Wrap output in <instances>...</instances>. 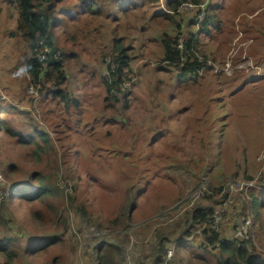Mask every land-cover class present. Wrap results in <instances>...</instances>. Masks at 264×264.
Returning a JSON list of instances; mask_svg holds the SVG:
<instances>
[{
  "label": "trees",
  "instance_id": "16d2710c",
  "mask_svg": "<svg viewBox=\"0 0 264 264\" xmlns=\"http://www.w3.org/2000/svg\"><path fill=\"white\" fill-rule=\"evenodd\" d=\"M159 1L11 0L15 2L18 11L17 30L21 32L24 44L20 57L24 77L28 76L31 84L40 85V90L50 93V97H45L50 103L55 100L60 105L63 104L73 119L80 118L78 115L83 104L79 97L66 88L67 63L72 58L80 59L81 51L78 46L82 44L81 50L85 51L87 47L83 39L93 35L91 28L104 33V43H98V47L89 53L95 56L94 59L104 69L105 74L100 80L107 94L105 106L117 109L120 103L127 107L130 93H127L126 84L132 77V62L135 59L149 56L150 60L163 64H160V70L175 71L177 76L173 82L177 86L170 93H164L166 90L161 81L154 83L155 93L163 95L161 103L165 111L163 121L166 126L159 127L153 140L159 141L160 136L167 138L168 131L174 133L177 141L168 139L167 145L170 147L176 142L179 153L175 155L170 151H163L167 157L163 160L165 164L156 165L158 168L149 172L150 166L146 165L148 156H145L144 150H137L135 142L127 150L125 147L117 148L116 142L108 134L105 148L109 151L105 154H108L110 162L118 163L119 170L112 177L106 175L110 182L103 185L94 170L87 167L85 169V166L77 163L78 159L74 154L77 152L68 150L70 146L64 148L57 140L55 142L45 129L36 127L33 131H21L16 127V117L24 115L26 111L19 110L17 105L1 95L2 136L4 134L14 148L35 156L38 160L34 167L24 169L18 160L4 151L3 146L7 144L0 139V170L7 180L1 189L0 228L2 225L12 228L14 219L11 214H16V208H23L21 224H26L32 231L26 242L21 240L20 233L14 235L6 231L1 235V263L15 264L17 260H21L24 264H45L48 261L45 255L56 250L62 242L68 246L71 254L76 252L78 240L70 233V217L72 211H75L88 227H96L100 232L99 235L87 237L84 244L85 247H92L97 264H127L129 258L133 260V264H164L171 247L174 248V254L168 264H264V256L258 255L254 244V240L262 242L260 238L264 236V170L259 179L249 173L247 150L242 145V154L236 159L231 157V168L222 171V178L214 177L215 164L221 160L220 154L215 153L214 144L220 139V133L227 130L225 125L229 123L224 122V126H221L223 130L217 129L216 124L223 119L216 114H220L217 111H223L224 108L219 97L223 92L226 96L237 94L252 83L249 98L260 103L258 98L261 95L257 89L264 84V75L257 76L244 70H236L231 76L222 75V80L213 77L210 80L211 87L206 89L208 93L199 95L197 91L204 81L201 82V79L206 76L207 67L212 66L209 63L210 57L216 61L217 56L213 50L210 53L208 49L204 50L205 42L196 37L195 32L186 36L182 33L186 24L181 7L186 1L196 4L194 12L197 17L192 18L189 24L198 23V17L204 13L200 34L206 33L212 38L215 29L221 31V28L228 27L222 16V10L226 11L224 0H166L165 8H158L153 13H149V9H142L146 4L153 5ZM115 4L123 9V15L119 16L117 10L113 13L112 6ZM138 9L142 11L135 15L134 12ZM110 14L122 20L113 29H102L105 26L102 21L108 19ZM152 16L160 17L161 20L153 18L151 21ZM226 16H229L228 12ZM133 17L136 18L134 22ZM147 21H150V29ZM230 23L233 26L228 28L234 31L235 23ZM154 28L155 35H152L151 30ZM171 30L176 31V34L171 33ZM60 31L66 36L62 44L59 42ZM150 38H154L156 46L147 52L143 50V44L147 48L152 45L142 39ZM46 48L51 52H45ZM248 51L253 56V51ZM43 52L48 55L45 64H42L39 57ZM56 53L57 57L54 56ZM85 66L86 64L84 68ZM25 80L27 79H20L21 83ZM226 84L230 87H226ZM222 85L224 90L221 89ZM170 96H174L171 100L176 99L172 107L168 104ZM186 113L191 116L181 117ZM254 114L257 128L259 117L264 118V111L257 110ZM171 115L182 118V129L191 138L185 141L186 133L167 122ZM234 120L239 122L238 119ZM181 138L183 142L180 141ZM44 157L50 160L45 167L42 163ZM140 157L144 158L143 164ZM80 160L85 158L81 157ZM162 170L171 179L175 177L173 170L179 171L181 176L180 172L189 175L196 185L192 192L197 195L185 199H182L183 196L175 198L170 206L163 205L153 216L135 221L134 215L140 207V196L146 190V184L161 174ZM20 171H23L22 175H18ZM60 171L63 172L62 175L59 174ZM242 171L243 179H246L244 182L252 180L253 185L245 186L233 195L230 183L241 181ZM58 175L63 177L59 178ZM142 178L145 179L140 182ZM182 179L187 181V177L183 176ZM96 188L100 190L99 193H95ZM105 190L115 192L114 196L119 194L120 201L110 202L108 208H98L96 199L99 195L104 197ZM228 200H232V203L222 213L221 229L216 230L212 227L214 213ZM45 213L50 214L48 219L44 217ZM229 215L233 223L228 235L223 219ZM243 216L251 219L248 238L236 235ZM52 224L54 230L51 229ZM133 238H137L138 242L128 249ZM57 258L52 262L55 263ZM63 264H69L68 257H65Z\"/></svg>",
  "mask_w": 264,
  "mask_h": 264
},
{
  "label": "rangeland",
  "instance_id": "374dc122",
  "mask_svg": "<svg viewBox=\"0 0 264 264\" xmlns=\"http://www.w3.org/2000/svg\"><path fill=\"white\" fill-rule=\"evenodd\" d=\"M138 1L140 2L141 0ZM223 4L224 8H226V11L222 10L225 25L227 23L228 27H232L233 25L230 23L232 21L235 23V30L231 31L228 27L221 28V31L215 29L212 38H209L206 33L200 34L201 22L204 17H198V23L189 24L192 18L195 19V17H197L194 12L196 8L192 10H181L186 24L182 29V33H185L184 35L186 36L188 33L195 32L196 37H200L204 40L206 45L204 50L208 49V53L213 50L217 56L216 61L209 56L211 58L209 63L212 66L207 67L205 79H201V82L202 80L204 81L199 91H197L199 95L204 94V92L208 93L206 89L208 86L211 87L212 82H210V80L213 77L222 80V77L231 76L236 70H244L250 74H257V76L264 75V0H224ZM165 6L166 0H160L159 3L153 5L146 4L142 9H149V13H153L156 9L165 8ZM142 9L136 10L134 14L136 15V13L141 12ZM112 10L113 13L117 10L119 16L124 14L123 9H121L119 5H113ZM226 12L229 13V16H226ZM17 16L18 11L15 2H11V0H0V96L7 97L11 103L17 105L19 110L22 109L26 111L24 115L16 117V127L21 131H33L36 127L45 129L55 142L58 141L57 143L64 148L70 146L68 150L77 152L74 153L72 151L78 159L77 163L82 167L85 166V169L87 167L90 170H94V173L97 174V177L103 185L110 182V178H106V175L112 177L114 173L116 172L117 174L119 170L118 163L115 161L110 162L107 159L108 154H105V152L109 151L105 148L108 134H110L112 140L116 142L117 148L125 147L127 150L131 147L132 142H135L134 145L137 146V150H144L145 156H148L146 165L150 166L149 172L157 169L158 167L156 165L165 164L164 161L167 157L163 151L167 150L175 155L179 153L178 146H175L176 142L171 144L170 147L167 145L168 139L171 140L173 138L174 141H177L174 133H169L168 131L167 138H165V136H160L158 139L159 141L155 142V140H153V137L158 134L159 127L162 128L166 126L163 121L165 111L161 103L163 95H157L155 93L154 83L157 80L161 81L163 83V89L166 90L164 93H170L171 90H174L177 86L176 82H173L174 77L177 76L175 71L160 70V64L162 63H156L150 60L151 57L149 56H146L144 59H135L132 62V77L126 84L127 93H130V102L127 107L122 106L120 103H118L117 109L105 106L107 103L105 99L107 94L100 80L104 73V69H101V64L94 59L95 56L89 53L92 49L98 47V43H104V33H100L99 29L91 28V30L94 31L93 35L83 39L84 45L87 47L85 51L81 50L82 44H77L81 51L80 59L75 60L72 58L69 59L67 63L68 79L66 88L71 94H75L76 97H79L83 104L81 113L78 115L80 118H78V120L73 119L72 115L69 116L63 104L60 105V103L57 101L55 102V100L50 103V100L45 99V97L48 98L51 94L40 90V85L36 86L35 84H31V82L28 81L30 79H28V76L26 78L24 77V72L22 71L23 64L20 60L22 52L24 51V44L21 40L22 34L17 30ZM107 18L108 19L105 18L102 21V23L105 24L102 29H113L118 25V22L122 20L112 14ZM153 18L157 21L161 20L160 17L152 16L151 21L154 20ZM135 20L136 18H134L132 22ZM147 22L150 29V21ZM155 31V28L151 30V34L155 35ZM61 32L62 31L59 32V42L62 44L66 36ZM171 33L176 34V31L171 30ZM121 34H123V32ZM153 39L154 38L148 40L142 39L143 42L146 41L149 42L150 46L152 45L150 48H147L146 45L143 44L142 47L144 51L150 52L155 49L156 43ZM68 47L70 46L68 45ZM248 50L253 51V56H251L252 53L250 54ZM84 64H86L85 68ZM20 79L27 80L21 83ZM251 84L252 83L247 84L245 87L246 89H243L237 94H227L226 96V93L223 92L219 97L220 100H222V106H224V108L223 111H217L220 114H216V116L223 119L222 122L216 124L217 129L223 130L221 126H224V122L228 121L229 123L225 125L227 130H223L224 132L222 131V133H220V139L217 142L215 141L214 144L215 153L221 156V160L218 161L214 167L216 173L214 175L215 178H222V171L231 168V161H233L231 157L234 156V159H236L237 156L239 157L242 154V150L244 149L242 145L246 146L249 160V173L255 175L256 179H259L264 170L263 116L259 117L260 121L257 122V128H255L256 124H254L256 121L254 113L261 109L264 111V84H261L257 89L258 93L261 95L258 98L260 103L258 101H251L249 98L250 90L252 89ZM226 85V87H230L228 84ZM221 89H225L224 85L221 86ZM36 91L38 92L37 99L34 97ZM191 94L192 92L190 95ZM165 95L166 94H164V96ZM169 98L170 101L168 104L172 107L174 105L173 101H176V99L171 100L174 96H170ZM110 101L113 102L112 99H110ZM185 116L191 115L186 113L181 117L187 118ZM168 119L169 121L167 122L173 127H180V129H182L184 125L182 118H178L177 115H171L168 116ZM234 119H238L239 122L236 123ZM188 121H191V118H188ZM182 133H186L184 137L185 141L187 138H191L190 134L184 129H182ZM240 138H242V141ZM0 139L7 144L3 146L4 151L10 153L14 159L18 160L19 164L24 169H30L34 167V163H38L35 156H31L26 152L14 148L11 141L6 139L4 134L2 136L1 128ZM180 141L183 142V139L181 138ZM103 154L105 157L100 158ZM81 157L85 158V160L81 161ZM47 158L48 157H44V161L42 162L44 163V167L45 165H49L50 160H47ZM139 159L143 164L144 158L140 157ZM104 167L111 168L105 170L103 169ZM172 172L175 176L173 179L169 178L166 171L162 170L161 174H159L160 176H155L154 180L146 184V190L140 196V207L134 215L135 221H141L153 216L163 205L170 206L175 198L183 196L184 198L182 199H185L197 195L192 192V189L196 185L192 182V178L189 175L180 172L182 174L181 176L178 174L179 171L177 170H173ZM0 173L4 178L3 184H1L0 187L1 189L4 184H6L7 180L1 170ZM22 174L23 171H20L18 175ZM59 174L62 175L63 172L60 171ZM183 176L187 177L186 182L183 181ZM58 177L60 178L63 176L58 175ZM243 177L244 173L242 171L240 174L241 182L246 181ZM143 179L145 178L140 179V182H142ZM253 181L255 184L257 183L255 179H253ZM143 187H145V184ZM99 191L98 188L95 189V193H99ZM238 191L239 190H232L231 194L236 195ZM104 193V197L99 195L96 199L98 208L102 206L103 208H108L109 205H111L110 202L115 203L120 201L119 194L114 196L115 192L109 193L107 190H105ZM16 211V214H11L14 219L11 226L12 228L9 229L2 225L0 228V237L6 231L14 235L20 233L21 240L26 242L32 235V231L26 224H21L23 208H16ZM49 215L50 214L45 213L44 217L48 219ZM223 220V226L226 229V233L229 235L231 224L233 223L232 217L229 215ZM70 222V233L78 240V243H76V252L71 254L68 246H65V243L62 242L56 250L45 255V258L48 259L45 264H63L65 257L69 258V264H97L95 256L92 253V247H85L84 245L87 242V237L91 236L90 229L92 227H88L86 222L80 220L79 215L76 214L75 211L71 213ZM220 226L222 227V219ZM51 229L54 230L53 224ZM67 237H69L68 234ZM260 239H262V242L254 240V244L259 252L258 255L264 256V236ZM137 242V238H133L128 249ZM55 257L58 258L57 261L53 263L52 260ZM0 264L3 263L0 262ZM15 264L24 263H22L21 260H17ZM127 264H133V260L129 258Z\"/></svg>",
  "mask_w": 264,
  "mask_h": 264
},
{
  "label": "built area",
  "instance_id": "2783aa9c",
  "mask_svg": "<svg viewBox=\"0 0 264 264\" xmlns=\"http://www.w3.org/2000/svg\"><path fill=\"white\" fill-rule=\"evenodd\" d=\"M182 10L185 9V10H192L194 8H196V4H194L193 2L191 1H186L182 4ZM204 17V13H201L200 14V18ZM45 52H51L49 48H46L45 49ZM43 52L39 55L40 57V60L42 62V64H45L48 60V55ZM55 57L58 56V53H56L54 55ZM33 87V86H32ZM37 96H38V92L36 91V95L34 96L35 99H37ZM4 178L3 176L1 175L0 173V187H1V184H3ZM253 185V182H241V181H235V182H231L230 183V186H231V189L232 190H240L242 189L243 187L245 186H251ZM2 189V188H1ZM1 189H0V202L2 201V192H1ZM232 203V200H228L227 202H225L221 207L220 209H218L215 213H214V219H213V224H212V227H214L216 230L220 229V223H221V219H222V213L224 211H226L227 207L229 205H231ZM250 225H251V220L249 218H246V217H241L240 219V222H239V225L237 226V232H236V235L238 237H245V238H248V232H249V228H250ZM90 233H91V236L93 235H99L100 232L95 228V227H92L90 229ZM174 254V248L171 247L169 250H168V253H167V258H166V261L164 264H168V261L172 258ZM142 264H146V263H142Z\"/></svg>",
  "mask_w": 264,
  "mask_h": 264
}]
</instances>
